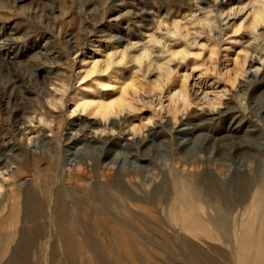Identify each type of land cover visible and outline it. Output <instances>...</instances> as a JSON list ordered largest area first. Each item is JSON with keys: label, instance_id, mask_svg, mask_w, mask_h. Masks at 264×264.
I'll return each mask as SVG.
<instances>
[{"label": "rangeland", "instance_id": "obj_1", "mask_svg": "<svg viewBox=\"0 0 264 264\" xmlns=\"http://www.w3.org/2000/svg\"><path fill=\"white\" fill-rule=\"evenodd\" d=\"M97 89L103 95L93 94ZM181 90H187L188 102L170 101ZM120 98L130 110L119 128L121 116L110 119L116 126L110 135L102 113L89 108ZM14 113L25 122V135L51 138L44 153L33 152L34 144L24 149ZM90 124L101 140L128 139L130 127H140L147 136L134 138L131 152H111L117 165H152L157 175L149 189L162 183L175 190L178 181L196 191L186 197L185 216L170 218L158 210L140 220L124 215L123 264H264V210L238 213L235 199L248 197L249 208L258 199L253 194L242 199L226 187L262 177L264 0H0V138L17 149L0 160L21 168L8 177L0 165V190L9 200L0 204V264L64 260L50 215L57 196L68 207L95 185L120 200L110 184L146 182V171L130 180L113 171L107 181L89 161L80 176L62 167L67 158L92 161L103 154L92 147L85 154L88 143L82 140H88ZM69 133L76 135L75 147L68 145ZM199 150L206 157L190 165L189 156ZM136 151L140 161L133 164ZM96 192L89 196L96 198ZM27 196L45 200V220L52 221L41 250L29 236L41 219H22ZM153 204L146 203L160 208ZM229 205L232 214L213 217ZM94 238L108 250L104 234ZM74 253L77 264H101L89 249L75 246Z\"/></svg>", "mask_w": 264, "mask_h": 264}, {"label": "bare ground", "instance_id": "obj_2", "mask_svg": "<svg viewBox=\"0 0 264 264\" xmlns=\"http://www.w3.org/2000/svg\"><path fill=\"white\" fill-rule=\"evenodd\" d=\"M254 74H257V72H255ZM186 91L187 90H181V91L176 92L175 94L170 95V101H174L173 99L179 98V100L181 102L187 103L188 102V95H187ZM93 94L103 95V93L98 89L95 91V93L93 92ZM124 101H125V98H123V99L120 98L116 102H110L107 104H105L104 102H94L91 105V107L89 108L91 110L89 111V109L88 108L87 109L90 113H93V114L102 113V115H103L102 120H104V121H102V120L101 121L104 122V129H106L109 132V134L111 135L112 131L114 130L115 125L110 121V119L111 118H117L118 119L119 116H121L122 120H121V118L118 119V124H117V126L119 128L122 125V123H125V119L123 118L124 111L130 110L126 106ZM85 106H88L87 103H84L82 110L85 108ZM159 106H160V104H159ZM19 115H20L19 113H14L13 117H14L15 123H17L20 126V127H18L19 129L17 132L23 136V139L26 142L24 144V149L26 151H30L31 144H34L35 147L33 148V152H39V153L43 152L45 150V148H44L45 144H47L49 142V139H51V138H47L49 136H46V135H42V136L38 135L33 140L32 138L25 135L24 130H22V128L25 129L24 128L25 122H23V120L20 118ZM10 118H12V117L10 116ZM30 122L32 123V120ZM119 123H121V124H119ZM90 126L91 127L88 129V131L85 132L86 133L85 136L88 138V140L87 139L82 140L83 142L88 143L86 147L84 146L86 148L85 154L87 155V153L89 152L88 149L90 147H92L93 150H96V151L102 150L103 151V154L101 155V157L94 158L92 161L90 158H79V159L67 158L64 161L62 167L65 169H68L69 173H71V171H73L78 176H80V175H84V172H85L82 169V166H87L88 161H89L91 163L90 164L91 167L95 166V165L99 166L100 173L102 174V176H104V178L107 181H109L111 179L113 171H116V172L120 171L118 173H121V175L126 177L128 180L135 178V177L137 178L139 175L143 174L144 171H146V172H148V174L144 175V176H146V182L143 183L142 185H135V186L133 184H131V185L126 184L124 186H120L119 184L114 183L113 181H112L113 184H110L108 182L110 185L109 184H107V185L112 186V188H114V190H116L118 192V194L120 195V200L114 198L110 194L108 189L101 191V190H99V187L95 186V185L94 186L92 185L85 190V193L83 195L85 197L84 199L75 200L73 202V204L71 206H68V207L62 203L65 199L62 201L57 196L55 198L56 201L54 202V204L52 203L53 206L51 208L50 215L53 216L54 230H55V233L57 234V236L61 242V246L63 249V255L65 257H64V260L60 261V262H56L57 258L56 259L53 258L54 264L55 263H57V264H77L78 263V256L76 255V253H74V247L75 246H79L81 249H83V248L89 249L93 253L94 259H96L101 264H123L122 256H121L120 252L123 251V249H125L127 247L126 246L127 241L125 238V234L128 231V226H127V223L125 222L124 215L125 216L127 215L129 218L137 219V220H140L142 217H144V215L151 216L150 214L157 213L158 211H159V213L166 214L170 218H173L174 215H175V217L177 215L185 216L184 212H189L184 207V202H186V199H187L186 197H187V195L196 194V191L191 190V188H189L185 182H178L176 180H175L176 182H174V184H176L175 190H172L173 188L167 189L166 188L167 185L162 184V183L158 184V185H153L152 188L149 189V187L152 184L154 177L157 175V173L152 170V169H154V167L152 165L149 166V164H148V168H147V166L140 165V164H137V166H129V165H126V163H124L121 166L117 165V163H116L117 155H115V154L112 155L111 152L115 151L116 149L117 150L119 149V151H121V150L128 149V148H129L128 149V151H129L130 148H132V146L134 145V143H132V140L134 138H136V137L141 138L142 136L144 138V136H147V134L144 133L143 129H141L140 127H130L129 132L128 131L127 132L130 133V135H132L131 138L123 139V140H119V139L113 140V138L112 139L106 138L105 140H101L99 138V136L97 135L99 133H97V130L95 129L96 125L92 126L90 124ZM149 133H148V135H149ZM155 135H157V132L152 131L149 135L151 137H149V138H151V140H153L152 137H154ZM51 136H52V134H51ZM75 136L76 135H74V133L68 134V137H67V141H69L68 145H73L75 147V145L77 144V142H76L77 139ZM122 138H124V137L122 136ZM129 139H131V140L129 141ZM98 140H100V141H98ZM147 140H149V139L147 138ZM91 144H92V146H90ZM144 145H146V144H144ZM17 147H19V146H17ZM55 148H57V146ZM13 149L17 150L14 148V145L10 144V141H8L2 137L0 138V157H2L3 155H6L7 154L6 152H9ZM67 150H70V147H68ZM129 152H131V150ZM127 154H128V152H127ZM136 154H138V151L135 152V156H133L134 159L132 158L133 164L136 162L138 163L140 161L137 158ZM203 157H206V156L202 150L196 151V153L189 156V159L190 158L194 159V160H192L193 162L190 163V165H194V163L196 164V162L202 161ZM165 161H166V159L164 160V162ZM0 165L4 169L3 174H6L8 177L17 176L21 170L19 163L11 162V164H10V163H8V160H5L4 158L2 160H0ZM263 166L264 165L258 166L259 170H262L263 172H262V177L260 178V181L256 182L255 184L250 185L249 183L245 182L243 184H236L235 183V185L232 183V186L231 185L226 186V187H229V189H227L228 193H233V195L235 193H238V194L242 195V197H241L242 199L246 198L247 196H250V194L251 195L253 194V196L258 199L257 201L259 202V204L256 206V208H249V206L247 207V204H248L247 198L248 197L246 199H243L244 201H241L240 198L235 199L236 200L235 203H238V205L240 207L237 212L242 214V215L246 214L251 209H252V211H250V214L253 213V215L255 213L259 212L258 209L264 210V169H263L264 167ZM114 167H117V169L119 168V170H115ZM122 171H124V172H122ZM7 180H9V179H7ZM9 181L12 182L11 180H9ZM127 182L130 183V181H127ZM240 183H242V182H240ZM10 184L14 185L13 183H10ZM19 184H21V182H19ZM19 184H18V186H19ZM140 184H141V182H140ZM38 185H40V184H38ZM209 188H211V187H209ZM102 190H103V188H102ZM204 190H207L206 187ZM212 190H213V188H212ZM91 191H93V192L97 191L96 192L97 193L96 198L95 197L91 198L89 196V193ZM208 191H206V192L209 194ZM227 191H224V192H227ZM39 192H41V191H39ZM42 192H44V191H42ZM216 193L218 194V192H216ZM221 194L222 193H220V195ZM43 196H45V193ZM216 196L218 198L219 194ZM224 197L227 199L229 198V196H226V195ZM233 197H239V196H233ZM6 200H8L7 193L5 192V190L4 191L0 190V204L2 205V203ZM44 201H39V200L37 201V200H35V198H32L31 196H27V197H25V204H24V207L22 209V219L24 220V222L27 219H32V220L41 219V221H42L41 223L34 222V224L31 226V228L29 230V231H31V234L29 235L30 238L35 240V242H36L35 246H37V249H40V250H41V245H43V243L45 241L44 238H46L47 233L49 232V230H51L49 228H50L51 222H52V221H50V223H49V221L45 220L46 216L48 215V211H47L46 206H45L47 202L45 203ZM154 201H157L159 203L160 208L157 207L158 209L154 210L153 208L151 209L146 205V203H150V204L154 205L153 204ZM246 202H247V204H246ZM245 204H246V206H243ZM177 206L183 207V209L177 208ZM248 209H250V210H248ZM233 211H235V209L231 208L230 205L227 206V208H225V210L217 208L213 212V217L220 216L221 218H223L224 216H227L229 213L232 214ZM132 229H134V228H132ZM29 231H27V233H29ZM25 233L23 232V234H25ZM95 233L96 234L102 233L106 236L107 240L109 241V246H110L108 248V250L103 251L104 249H102L99 242L94 238ZM131 239H133V238H131ZM103 244H104V241H103ZM242 260H245L244 255H243V258L241 259V261Z\"/></svg>", "mask_w": 264, "mask_h": 264}]
</instances>
